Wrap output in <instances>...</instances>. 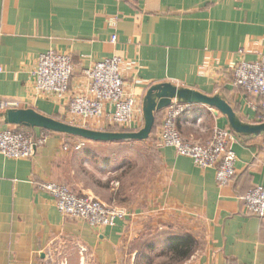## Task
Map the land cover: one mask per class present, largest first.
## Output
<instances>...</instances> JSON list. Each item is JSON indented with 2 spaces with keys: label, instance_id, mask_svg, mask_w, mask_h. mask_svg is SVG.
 <instances>
[{
  "label": "crops",
  "instance_id": "0c3cea01",
  "mask_svg": "<svg viewBox=\"0 0 264 264\" xmlns=\"http://www.w3.org/2000/svg\"><path fill=\"white\" fill-rule=\"evenodd\" d=\"M48 51L71 56L69 95L85 85L83 68L120 58L140 129L145 94L162 82L219 94L243 122L260 123V99L232 84L231 68L264 54V0H0V100L66 122L67 96L41 92L34 82L37 59ZM165 109L155 114L149 136L159 173L142 186L143 200H119L120 174L127 170H121V146L113 143L121 142L89 141L92 148L112 151L94 171L106 196L95 192V185L77 187L83 196L93 192L124 210L113 226L92 227L62 215L51 194L37 187L59 183L62 172L72 171L63 149L74 136L49 131L30 158L0 154V264H137L147 261L145 251L156 244L177 264H264V216L247 214L241 199L250 187H264L261 134L235 133V175L220 187L214 169L198 168L191 158L155 142ZM88 124L92 130L112 128L107 118ZM10 125L35 135L48 131L0 118V129ZM176 125L191 143L210 139L208 125L233 132L222 113L201 104L190 105ZM157 229L158 237L150 240L147 233ZM173 236L182 252L173 250ZM136 241L144 244L143 254Z\"/></svg>",
  "mask_w": 264,
  "mask_h": 264
},
{
  "label": "built area",
  "instance_id": "2783aa9c",
  "mask_svg": "<svg viewBox=\"0 0 264 264\" xmlns=\"http://www.w3.org/2000/svg\"><path fill=\"white\" fill-rule=\"evenodd\" d=\"M115 40L113 34L111 41ZM122 67L120 58L111 57L83 68L85 85L77 93L69 95V81L73 74L71 56L48 51L39 55L33 76L41 92L67 96L66 123L87 128L91 120L107 118L112 128L137 131L141 127L137 122L140 112L133 96L126 91ZM231 82L246 94L260 99L257 120L264 122V54L254 61L240 60L235 63L231 68ZM14 106L13 102L0 100V111ZM189 107L190 104L171 101L165 109L155 142L161 147L174 148L178 155L191 158L198 168L214 169L216 184L226 186L235 175L236 155L232 145L237 141V135L215 127L205 143L184 141L176 121ZM50 134L49 131H41L35 135L10 125L0 129V154L13 159L30 158L45 145ZM83 144L84 140L79 141L75 149ZM260 147L264 157V133L260 135ZM37 187L51 194L62 215L85 220L92 227L113 226L117 218L125 216L119 206L104 203L92 195H79L62 183L40 182ZM241 199L247 214L264 216L263 186L250 187Z\"/></svg>",
  "mask_w": 264,
  "mask_h": 264
},
{
  "label": "water",
  "instance_id": "95a60500",
  "mask_svg": "<svg viewBox=\"0 0 264 264\" xmlns=\"http://www.w3.org/2000/svg\"><path fill=\"white\" fill-rule=\"evenodd\" d=\"M172 100L187 104H201L216 109L227 118L230 129L238 135L259 136L264 132V122L258 124L243 122L229 103L219 94L208 95L198 90L176 86L169 82L154 84L148 88L143 100V127L137 131L92 130L68 124L43 115L33 109L16 107L0 111V118L6 124L41 128L87 141L134 142L149 138L155 124V114L166 108Z\"/></svg>",
  "mask_w": 264,
  "mask_h": 264
},
{
  "label": "rangeland",
  "instance_id": "374dc122",
  "mask_svg": "<svg viewBox=\"0 0 264 264\" xmlns=\"http://www.w3.org/2000/svg\"><path fill=\"white\" fill-rule=\"evenodd\" d=\"M110 130H112V128ZM206 131L209 133V136H211L213 129L211 130L208 125ZM76 140L77 138L74 137H72L70 141L69 139L66 140L69 144L66 143L67 148L63 149V151L68 152L70 155L69 158H71V162H73L71 163L72 171L70 172L69 170L67 172H62L59 183L65 184L69 189L79 195H81L82 192L77 186L95 185V192L106 196V193L100 188L103 184L97 179V175L94 171L100 170V165L104 161L103 157L110 154L112 151H105L95 147L92 148L90 146L93 145L89 141L85 140L84 144L80 148L75 149V143L80 141ZM113 144L115 146L116 144L117 146H121L122 149H119L118 153L119 156L121 155L119 157L122 163L121 170L122 168H124L123 170H127L126 172H122L120 174L122 187L119 191V200L121 203H133L143 200V197L141 196V193H143L142 186L148 185V183L151 182V180H154L156 175L159 173L158 165L153 160V154L155 151L153 138L149 137L146 140L138 142L124 141ZM149 178H151V180ZM115 185L116 183L112 186L113 191L118 189ZM93 195L96 196L92 192V196ZM96 197L101 200L98 196ZM113 205L117 204L114 203ZM143 206L144 205L141 204V207ZM158 231L159 229L153 230L152 232L147 233L146 236H150V240L154 241L156 240L155 238L158 237ZM140 236H142V234ZM135 246L138 251L141 250V254H143L144 244L136 241ZM145 252L146 254L148 253V256L146 257L147 261L138 260L136 262L137 264H177L167 257L168 254L164 245L159 246L156 244L154 249L147 250Z\"/></svg>",
  "mask_w": 264,
  "mask_h": 264
},
{
  "label": "trees",
  "instance_id": "16d2710c",
  "mask_svg": "<svg viewBox=\"0 0 264 264\" xmlns=\"http://www.w3.org/2000/svg\"><path fill=\"white\" fill-rule=\"evenodd\" d=\"M190 105H192V104H190ZM27 128L26 126H23V128ZM28 128H30V127H28ZM154 128V127H153ZM112 130L113 131H117L118 129L117 128H112ZM178 238L177 237H175V236H173L172 237V240H173V244H175V245H173V250L176 252V253H179V252H182V248L184 247V246H179V244H178V242L176 243V240H177ZM180 240V239H179ZM181 244V243H180ZM172 248V247H171ZM179 248H181V249H179ZM185 253V252H184Z\"/></svg>",
  "mask_w": 264,
  "mask_h": 264
},
{
  "label": "bare ground",
  "instance_id": "6f19581e",
  "mask_svg": "<svg viewBox=\"0 0 264 264\" xmlns=\"http://www.w3.org/2000/svg\"><path fill=\"white\" fill-rule=\"evenodd\" d=\"M110 131H113V130H110Z\"/></svg>",
  "mask_w": 264,
  "mask_h": 264
}]
</instances>
